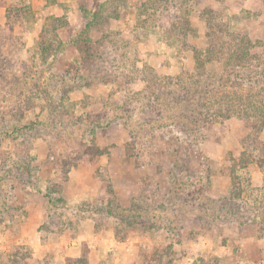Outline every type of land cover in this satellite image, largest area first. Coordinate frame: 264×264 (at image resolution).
<instances>
[{
    "label": "rangeland",
    "instance_id": "1",
    "mask_svg": "<svg viewBox=\"0 0 264 264\" xmlns=\"http://www.w3.org/2000/svg\"><path fill=\"white\" fill-rule=\"evenodd\" d=\"M144 1L0 0V264H264V126L181 127L210 10L258 52L264 0Z\"/></svg>",
    "mask_w": 264,
    "mask_h": 264
},
{
    "label": "trees",
    "instance_id": "2",
    "mask_svg": "<svg viewBox=\"0 0 264 264\" xmlns=\"http://www.w3.org/2000/svg\"><path fill=\"white\" fill-rule=\"evenodd\" d=\"M161 2L162 4H171L172 0H146L137 8L142 11L141 14L143 15L150 9L149 7L156 11L160 7ZM210 16V20H207V50L204 52L200 51L196 55L204 54V62L207 61V63L219 61L224 66V72L218 78L219 82H221L220 84L204 83L203 86H200L195 91L193 101L191 100L190 105L188 104L193 107V111L187 112L186 119L184 118L186 123L181 124V127L197 133L200 116L204 117L207 123L222 122L235 116L239 119L247 120L248 126L254 124V126L258 125V128L261 129L264 126V46L261 51L252 52V47L255 44L240 31L235 33L228 32V36L235 40L230 44L225 34L224 39L220 35H216V29L211 25L215 18L213 10H210ZM222 30L225 33L227 32V29ZM221 33L223 32L221 31ZM39 50L43 55L49 52L45 44ZM230 80L235 85L232 94H225L222 98L213 99V94L218 91L217 87L223 86L225 82L227 85V81ZM243 85H247V90L239 91L238 87ZM246 156L247 154L244 153L239 158H232L230 170L234 189L232 188L229 198L224 199L227 204L233 205V203H237L236 199L241 196V192L239 193L238 190L241 188L242 181H240L236 173L239 163L244 161ZM263 201H261L262 209H264Z\"/></svg>",
    "mask_w": 264,
    "mask_h": 264
}]
</instances>
